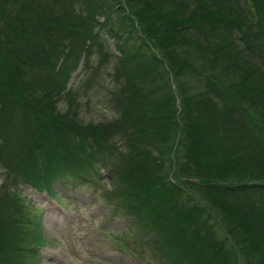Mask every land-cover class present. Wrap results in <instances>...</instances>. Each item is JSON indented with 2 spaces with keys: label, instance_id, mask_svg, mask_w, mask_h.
I'll use <instances>...</instances> for the list:
<instances>
[{
  "label": "trees",
  "instance_id": "trees-1",
  "mask_svg": "<svg viewBox=\"0 0 264 264\" xmlns=\"http://www.w3.org/2000/svg\"><path fill=\"white\" fill-rule=\"evenodd\" d=\"M114 11L120 114L86 120ZM0 167V264H39L19 186L56 181L123 215L145 264H264V0H0Z\"/></svg>",
  "mask_w": 264,
  "mask_h": 264
},
{
  "label": "rangeland",
  "instance_id": "rangeland-1",
  "mask_svg": "<svg viewBox=\"0 0 264 264\" xmlns=\"http://www.w3.org/2000/svg\"><path fill=\"white\" fill-rule=\"evenodd\" d=\"M112 17L113 20H105L106 24L100 26L105 50H109L112 60L94 79L93 87L86 84L79 89L86 120L105 121L120 114V106L115 98L116 93L119 96L121 83L115 78V70L119 68L116 55L120 54L117 42L121 18L118 11H114ZM101 56L96 47L89 62L81 59L68 87L85 83L87 77L90 80L91 72L100 63ZM173 87H177L174 81ZM101 170L111 176L109 167ZM3 179L0 167V182ZM19 187L25 198L42 214L44 242L40 245L39 264H145L144 258L125 249L113 236L126 228V218L114 214L110 204L91 189L74 188L63 181H56L54 195L30 183L22 182ZM129 240L132 242L131 238Z\"/></svg>",
  "mask_w": 264,
  "mask_h": 264
}]
</instances>
